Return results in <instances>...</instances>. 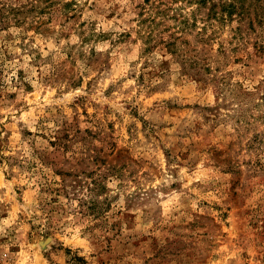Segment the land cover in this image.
I'll use <instances>...</instances> for the list:
<instances>
[{
	"label": "rangeland",
	"instance_id": "obj_1",
	"mask_svg": "<svg viewBox=\"0 0 264 264\" xmlns=\"http://www.w3.org/2000/svg\"><path fill=\"white\" fill-rule=\"evenodd\" d=\"M255 4L218 24L192 0H0V264H264ZM175 14L203 79L157 44Z\"/></svg>",
	"mask_w": 264,
	"mask_h": 264
},
{
	"label": "trees",
	"instance_id": "obj_2",
	"mask_svg": "<svg viewBox=\"0 0 264 264\" xmlns=\"http://www.w3.org/2000/svg\"><path fill=\"white\" fill-rule=\"evenodd\" d=\"M145 1L148 2L149 0ZM192 1L200 7H206L209 4L206 18L207 20H213L218 24L232 20L234 17H237L238 21H242L248 17V13H250V10L248 9L249 6L245 5L246 0H218L217 2L215 0ZM159 5L160 3L153 6V13L149 14L145 21H143V24L148 22L146 31L149 39L155 37V32L159 34L166 30V28L162 31L157 29V27L160 26L164 20L169 18V16L167 17L166 9H161ZM252 7L255 9L256 14L254 20H250L249 22L252 23L257 21L262 24L264 22V6L255 4ZM172 19L175 21L173 29L176 28V30L168 35L167 40L160 38L157 44H162L167 50L175 54L177 58H181L185 72H187V70H191L192 72L190 74L194 77V79H203V76L210 70L207 61L203 58H199L195 54L189 57L186 56V51H184L181 47L183 42L180 41L179 36H177V34H182L188 28H196L195 22L189 23L188 18L184 15H181V18H178L175 14L172 16ZM202 27H204V25ZM205 31L206 29L202 28V35L205 34ZM197 35H199V32ZM200 39L207 42L209 37H201ZM222 89V86L217 87L218 92H221Z\"/></svg>",
	"mask_w": 264,
	"mask_h": 264
}]
</instances>
